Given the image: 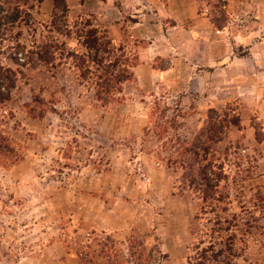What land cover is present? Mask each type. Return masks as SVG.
<instances>
[{"label": "rangeland", "instance_id": "rangeland-1", "mask_svg": "<svg viewBox=\"0 0 264 264\" xmlns=\"http://www.w3.org/2000/svg\"><path fill=\"white\" fill-rule=\"evenodd\" d=\"M65 1L68 24L90 19L135 58L133 76L104 104L69 59L32 69L0 50L2 65L17 72L10 100L0 105V135L21 158L11 166L0 155V264H264L258 7ZM220 10L227 21L218 30L212 19ZM52 12V0L35 5L29 25L14 30L20 42L39 41ZM244 30L260 32L248 39ZM210 110L238 123L209 149L207 161L223 179L215 198L203 201L180 184L176 154Z\"/></svg>", "mask_w": 264, "mask_h": 264}, {"label": "trees", "instance_id": "trees-1", "mask_svg": "<svg viewBox=\"0 0 264 264\" xmlns=\"http://www.w3.org/2000/svg\"><path fill=\"white\" fill-rule=\"evenodd\" d=\"M44 0H0V50L7 53L9 61L14 64L29 66L36 69L40 66L52 67L57 59H69L84 81H90L94 89L95 98L108 104L113 101L117 93L122 92V85L132 79L131 67L135 61L122 46H114L110 38L102 34L90 19L77 20L68 24V7L65 0H52L53 12L49 24L44 27L45 32L39 34V41L33 46L20 42L21 32H14L19 25H29L31 10ZM223 8L227 0H214ZM219 19H212V24L221 30L227 19L223 10ZM12 41L11 46L3 42ZM74 48L68 46V43ZM17 82V72L2 65L0 61V105L8 102L11 91ZM32 103H37L35 97ZM238 120H230L225 113L210 110L208 121L199 129L186 145L177 151V157L182 169L180 184L186 185L199 192L203 201L215 198L217 188L223 179L222 172L211 162L207 161L209 149L216 146L231 124L237 126ZM161 135H159L160 137ZM257 136V134H256ZM262 140V138H258ZM14 154V156H12ZM0 155L10 157V165H14L21 158L7 139L0 135ZM8 166V163H7ZM133 239V238H131ZM134 244L129 241V255L135 256ZM132 248V249H131ZM207 249L201 252L202 259L206 258ZM138 253V252H137ZM215 259H219L222 251L211 248ZM142 257V251L139 253Z\"/></svg>", "mask_w": 264, "mask_h": 264}, {"label": "crops", "instance_id": "crops-1", "mask_svg": "<svg viewBox=\"0 0 264 264\" xmlns=\"http://www.w3.org/2000/svg\"><path fill=\"white\" fill-rule=\"evenodd\" d=\"M238 0H230V3H234V5L236 4ZM243 2L247 5H250L251 7L253 6H256L258 7V16H256L257 19H259V22L260 24H264V16L262 17L261 14H260V10L261 9H264V0H243ZM238 3V2H237ZM259 32L260 31H253V30H250V31H246L244 30L243 34H242V37H246V38H253L254 35H259ZM261 37H264V32L261 31V34H260V38ZM264 43V42H263ZM263 43H259L260 47L263 45ZM252 52H254V50L250 49V55L252 54Z\"/></svg>", "mask_w": 264, "mask_h": 264}]
</instances>
